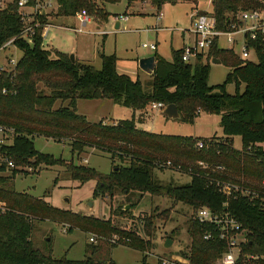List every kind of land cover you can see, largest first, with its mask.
Masks as SVG:
<instances>
[{
    "label": "trees",
    "instance_id": "16d2710c",
    "mask_svg": "<svg viewBox=\"0 0 264 264\" xmlns=\"http://www.w3.org/2000/svg\"><path fill=\"white\" fill-rule=\"evenodd\" d=\"M122 1L57 0L55 14L60 17L86 14L103 25L113 16L107 6ZM139 1L127 0V10ZM144 1L159 13L165 5L179 3L194 5L197 11L201 0ZM211 3V14L219 28H225L233 14L264 7V0H211ZM36 22L41 26L36 29L31 45L21 38L25 24L17 8L0 11V48L15 39L14 45L23 53L13 72H0V126L15 131L12 144L2 151L13 161L15 169L0 175V202L6 204V211L0 210V264H115L110 258L115 247L99 249L93 244L88 249L91 257L84 262L66 257L54 259L51 242L45 249L33 245L34 220L70 223L108 239L113 236L128 239L127 246L144 253L153 248L150 238L144 240L135 231L119 229L111 220L53 208L43 199L16 192L12 182L15 175L24 172L22 168L36 169L41 164L64 167L70 179L82 185L96 182L95 198H113L117 191L127 197L137 192L166 196L192 208L195 214L202 208L215 214L229 213L247 237L245 254L258 257L255 264H264V45H256V62L242 61L234 51L220 48L217 42L210 49L207 63L202 56L194 64L184 63L182 49L173 50L171 62L155 55L152 91L145 93L140 80L118 71L116 54L102 53V67L98 70L79 61L73 63L69 54L45 49L42 33L49 23L48 17L36 16L33 24ZM213 59L230 69L223 84L216 87L208 84L209 62ZM40 83L50 90L49 94L39 88ZM230 84L235 86V94L227 92ZM79 100H111L132 109L134 116L112 125L91 123L77 113ZM58 102L65 105L55 109ZM154 104L175 105L182 121L189 124L201 113L216 115L223 137L203 140L138 129L135 113ZM35 136L69 141L73 155L79 159L87 148H94L109 154L112 160L118 158L121 164L103 174L92 167L76 165L73 160L40 153L35 148ZM235 138L241 140V150L234 147ZM199 142L204 143L203 149L198 148ZM169 163L177 172L191 176V182L176 186L157 182L154 172ZM0 172H6L5 166ZM224 184L233 187L230 193L223 192ZM119 212L127 215L131 211ZM169 217L170 211H165L146 218L145 235L153 236L156 219L168 221ZM209 231L216 233L213 226L201 224L194 215L188 230L192 238V264H213L226 250V243L215 234L212 240H204ZM69 232H73L72 227ZM146 261L144 257L143 264Z\"/></svg>",
    "mask_w": 264,
    "mask_h": 264
},
{
    "label": "rangeland",
    "instance_id": "374dc122",
    "mask_svg": "<svg viewBox=\"0 0 264 264\" xmlns=\"http://www.w3.org/2000/svg\"><path fill=\"white\" fill-rule=\"evenodd\" d=\"M107 9L113 14L109 24L100 25L92 19L83 32L78 33L73 29L80 28L79 21L74 17L57 16L55 7L48 21L57 27L50 28L48 37L44 39V48L59 49L63 53L83 57L84 62L98 70L102 67L100 58L102 53L116 54L119 59L118 71L134 80L139 79L144 86L145 93H150L152 78L138 68V62L149 58L154 52L143 48V44L159 43L158 53L167 60H172L173 50L182 47L184 42H192L190 41L191 35L187 31L191 29V15L196 12L194 5L168 4L158 13L149 2L144 0L137 2L134 7L127 10V0H123L118 4L108 5ZM198 10L211 13L212 3L210 0H201ZM120 16H128L129 19L121 23L120 30H116L114 20ZM220 45L222 48L230 47L224 39L221 40ZM241 51L242 43L240 42L235 46V52L239 56ZM22 56V51L14 45L7 48L1 47L0 67L11 73ZM54 57L55 55H52V58ZM11 60H15L16 64H11ZM251 60L257 61L253 54ZM209 63L211 66L209 86L216 87L223 84L230 69L223 64H214L212 61ZM39 88L47 94L50 92L44 83H40ZM227 92L235 94V86L228 85ZM77 104V113L87 116L88 120L93 123L104 122L106 125H112L120 120H130L134 116L132 109L117 105L111 100H79ZM62 105L65 103L58 102L55 109ZM146 113L150 120L143 129L155 134L194 137L203 140L212 136L218 140L223 137L220 118L216 115L201 113L193 124H189L182 120H169L161 110L150 105L146 111L138 112L135 116L138 118ZM34 144L40 153L53 155L56 158L61 157L66 161L73 160L76 165H86L103 174L110 173L114 165L121 164L118 158L112 160L109 154L94 148H87L79 159L76 154L73 155L67 140L58 142L35 136ZM234 147L237 149L242 147L239 138H235ZM22 169L24 172L15 175L12 181L16 192L43 199L53 208L99 220H111L113 225L119 229L135 231L144 240L150 238L153 246L151 250L144 253L130 248L123 241L112 244L111 239L97 233L85 232L70 223L60 224L48 220H34V231L31 236L33 245L45 249L48 247L47 243L51 242L53 258L56 260L66 257L75 262H84L86 258L91 257L88 249L93 245L99 246V249L109 248L108 250L115 247L110 252V258L115 264H143L144 257H147L145 264H156L160 258L184 257L183 254L191 253L192 238L188 230L191 219L194 215L196 217V214L192 208L184 204L175 203L166 196H152L137 192L129 197L117 191L113 198H95L96 182L91 181L82 185L78 181L71 180L64 167H49L41 164L36 169L31 167ZM154 175L157 182L164 186L185 185L191 182V176L184 172H177L175 168L168 165L157 169ZM127 206H129L128 211H131L130 214L120 215L118 211L124 210ZM165 211H170L169 220L156 219L153 236L147 237L144 233V220L153 214ZM71 227L73 232H69ZM92 237H96V244L90 243ZM168 240L173 242L170 248L165 247Z\"/></svg>",
    "mask_w": 264,
    "mask_h": 264
},
{
    "label": "built area",
    "instance_id": "2783aa9c",
    "mask_svg": "<svg viewBox=\"0 0 264 264\" xmlns=\"http://www.w3.org/2000/svg\"><path fill=\"white\" fill-rule=\"evenodd\" d=\"M56 2L57 0H0V11L9 10L11 7L17 8L25 24L21 38L32 45L36 29L41 26L37 22L33 24L36 16L49 18L56 7ZM75 18L80 24V28L76 29L78 33H82L92 21V18L86 14H78ZM120 20L126 21L127 18L121 17ZM50 27V24L44 26L43 41L48 37ZM190 31L194 35V42L182 48V61L184 63L191 64L200 56L203 58L208 57L210 49L215 42L221 47L220 42L222 39L230 45L229 48L224 49L234 52L235 46L241 42L242 51L239 57L242 61L247 62L251 60L252 54L256 56V45H264V7L240 11L231 15L225 28H219L216 18L211 13L204 11V14H201V12L196 11L191 16ZM14 41L15 39L10 40L2 48L14 45ZM143 48L151 51L157 50L156 44H143ZM10 63L16 64V61L11 60ZM4 71L6 70L0 67V72ZM3 93L6 94L7 91L4 90ZM153 108L164 110L166 107L163 104H154ZM14 137L15 131L12 128L0 126V168L2 166L6 168V172H0L2 176L11 173L15 169L13 161L9 160L2 152L4 148L12 144ZM198 148L203 149L204 143L199 142ZM168 166H171V164L169 163ZM232 189L233 187L230 184L222 185V190L225 193H230ZM0 209L5 212L6 205L0 202ZM195 218L201 224L211 225L216 230V233L207 232L204 235V240H212L215 234L221 241L226 243V250L213 264H255L259 261L258 257L245 254L247 237L239 222L229 213L215 214L208 208H202L197 211ZM120 241L129 242L128 239H121L118 236H114L110 240L112 244H118ZM90 243L96 244V237H92ZM186 255L188 257L184 255V257L160 258L156 264H192L190 253ZM106 264L111 263L107 262Z\"/></svg>",
    "mask_w": 264,
    "mask_h": 264
},
{
    "label": "crops",
    "instance_id": "0c3cea01",
    "mask_svg": "<svg viewBox=\"0 0 264 264\" xmlns=\"http://www.w3.org/2000/svg\"><path fill=\"white\" fill-rule=\"evenodd\" d=\"M199 11V10H198ZM199 12H204V11H199ZM119 14H117V16H118ZM192 16V15H191ZM123 17V16H122ZM124 17H127V20L129 19V17L128 16H124ZM75 18V17H74ZM120 18H121V16H120ZM120 18H116L114 21H115V27H117V25L119 24V28L118 29H116V30H120V28L122 27V22H126V21H122V20H120ZM49 22V21H48ZM110 22V21H109ZM48 24H50V22L48 23ZM106 24H109V23H106ZM104 25V24H103ZM50 26L51 27H54V28H56L57 26L56 25H53V24H50ZM50 27V28H51ZM64 28H66V27H64ZM75 32H76V29L74 28L73 29ZM49 31H50V29H49ZM188 33H190V35H191V40L190 41H192V42H184V45L182 46V47H180V48H178V49H176L175 51H178V50H181L184 46H186V45H189V44H192L193 42H194V35L192 34V32L190 31V30H188L187 31ZM185 40V39H184ZM156 44V46H157V50L156 51H152V52H154V54L153 55H151V56H154L155 57V55H159L160 57H162L163 59H165L166 61H169V62H171L172 60H167L166 58H164L162 55H160L159 53H158V47H159V43H155ZM220 48H222V47H220ZM222 49H224V48H222ZM48 50H57V51H59V49H48ZM59 52H61V51H59ZM63 53V52H62ZM150 56V57H151ZM255 57V56H254ZM156 58V57H155ZM207 57L206 58H203V60H204V62H207ZM76 60H78L79 62H81V63H84V64H88V63H86V62H84V59H83V57H78L77 55H75V61ZM197 60L198 59H196V61H193V62H191V64H194V63H196L197 62ZM212 61V60H211ZM119 62V61H118ZM218 65H220V64H218ZM138 68H139V62H138ZM140 69V68H139ZM210 69H211V67H210ZM141 70V69H140ZM142 71V70H141ZM145 73V72H144ZM147 76H149V77H151L152 75H149V74H147V73H145ZM134 80V79H133ZM137 80V79H136ZM139 80V79H138ZM141 82V81H140ZM142 83V82H141ZM143 85V84H142ZM143 88H144V86H143ZM152 107H153V105H152ZM158 109V108H157ZM159 110H161L162 112H163V110L162 109H159ZM77 111H78V104H77ZM138 113V112H137ZM139 113H141V112H139ZM136 114V113H135ZM138 115V114H137ZM140 115V114H139ZM83 116V115H82ZM141 116V115H140ZM136 117L135 116V119H136V121H137V128L138 129H140V130H142L143 129V127L144 126H146V125H148L149 124V120H150V118L148 117V113H146V115H144L143 117ZM86 118H87V116H85ZM87 120H88V118H87ZM89 121V120H88ZM90 122V121H89ZM118 122V121H117ZM117 122H115V123H117ZM91 123H93V122H91ZM96 123H98V122H96ZM109 125H111V124H109ZM142 131H147V132H150V133H152L151 131H148V130H146V129H143ZM211 138H213V136L212 137H210V138H207V139H211ZM221 138V137H220ZM235 141V140H234ZM242 148V147H241ZM241 148L240 149H238V150H241ZM237 149V148H236ZM5 204V203H4ZM6 205V204H5ZM1 210V209H0ZM2 213H4V212H2Z\"/></svg>",
    "mask_w": 264,
    "mask_h": 264
},
{
    "label": "water",
    "instance_id": "95a60500",
    "mask_svg": "<svg viewBox=\"0 0 264 264\" xmlns=\"http://www.w3.org/2000/svg\"><path fill=\"white\" fill-rule=\"evenodd\" d=\"M201 14H204V12H201ZM119 28V24L117 25L116 29ZM71 61L74 63L75 62V55H70ZM212 63L214 64H221V62L217 59H213ZM139 68L149 74L153 75L156 69V58L154 56H151L146 59H142L139 62ZM164 116L169 119V120H182V116L180 112L178 111V108L175 105H169L163 110ZM129 206H127L124 211H128ZM173 242L171 240H168L165 244L166 248H170L172 246Z\"/></svg>",
    "mask_w": 264,
    "mask_h": 264
}]
</instances>
